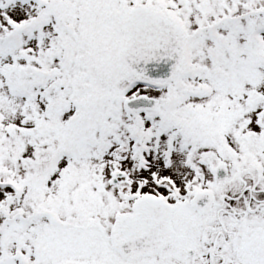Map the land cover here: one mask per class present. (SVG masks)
<instances>
[{
	"label": "snow or ice",
	"instance_id": "1",
	"mask_svg": "<svg viewBox=\"0 0 264 264\" xmlns=\"http://www.w3.org/2000/svg\"><path fill=\"white\" fill-rule=\"evenodd\" d=\"M0 264H264V0H0Z\"/></svg>",
	"mask_w": 264,
	"mask_h": 264
}]
</instances>
